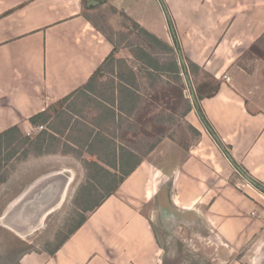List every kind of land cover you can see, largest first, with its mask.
Masks as SVG:
<instances>
[{
    "label": "crops",
    "instance_id": "1",
    "mask_svg": "<svg viewBox=\"0 0 264 264\" xmlns=\"http://www.w3.org/2000/svg\"><path fill=\"white\" fill-rule=\"evenodd\" d=\"M164 1L172 22L160 37L150 13L160 0H0V134L19 127L28 136V192L54 173H75L78 160L86 173L99 171L86 163L94 162L118 181L54 255L56 247L26 248L2 264H264V194L232 165L195 107L185 118L214 148L216 162L169 136L149 150L169 115L156 109L159 90L175 88V63L181 72L190 60L222 81L199 106L235 161L264 184V94L257 93L264 66L254 74L244 68L264 34V0ZM136 25L174 49L173 64L164 63L161 56L170 55L158 44L147 46ZM186 96L183 88L177 100ZM40 125L46 129L33 133ZM172 155V200L199 223L180 226L169 246L155 226L156 183Z\"/></svg>",
    "mask_w": 264,
    "mask_h": 264
},
{
    "label": "rangeland",
    "instance_id": "2",
    "mask_svg": "<svg viewBox=\"0 0 264 264\" xmlns=\"http://www.w3.org/2000/svg\"><path fill=\"white\" fill-rule=\"evenodd\" d=\"M258 2L261 3L262 0H258ZM160 5L161 7L151 8L150 13L153 14L155 18L154 22L159 25L158 30H155L154 28L152 29L156 33H158L160 37H165L169 35L170 32L169 27L171 26L172 20L166 14V7L168 6L167 2H165L164 0H160ZM107 27L109 28V26ZM253 51L255 52L254 56H251L247 60H245L246 66L250 70H252L253 72L252 74L256 73V70H258V68L260 69L261 67L264 66V43L259 46L256 45L254 49H251L252 53ZM256 53H258V55H256ZM161 58L164 59V63H168L169 61L173 62L174 60L173 58H175V56L162 55ZM262 73H263L262 78H264L263 70ZM182 81L184 82L187 100L192 102L193 105V101H192L193 96L191 91L192 88L190 87V82L185 74H182ZM259 83L262 82L260 80H256L254 82L255 85H259ZM257 91L258 94L263 96L264 91L262 88H258ZM185 101L176 100L175 103L177 104L178 107L177 110H174L178 122V124L176 125L177 127L175 128L177 130V134H175V136L181 139H186V136L187 138H189V135L191 134L188 129V125H190V123L186 119L187 117L185 119H182V117L180 116L181 112H183L184 110ZM146 105H149L148 102H146ZM147 107L149 108V106ZM156 109L157 111H159L157 107ZM162 109H163L161 110L162 112L167 111L164 109V107H162ZM179 116L181 118H178ZM194 140H192V142H190L191 140L189 141V143H192L191 145H193V150L196 151L198 155H202V157L204 158L207 156L209 158H212V160L216 162L214 155V151H215L214 148L212 149L208 144H205L206 142L202 141L203 140L202 136L201 137L197 136L196 139ZM25 151H28V145L24 146L23 151L20 152L15 158L13 157L11 158V160H4L3 162H1L0 165V179L6 177L9 178V182L3 185L0 184V239H1L0 263L1 264L2 262H12L15 258V253L21 251L22 249L28 248V250L45 251L56 247L58 243L69 233L72 227L80 219V215L82 213V210L80 209L81 208L80 202L86 203L88 200L87 199L88 194L84 193V189L88 190L89 187H92V184H90L89 182V173L91 171H89V173H86L85 166L81 160H78V162H74L75 166L79 170L76 171L75 173L72 171L71 172L74 174L73 176L77 178V182L75 186L69 187L67 191V196L65 197V201L62 203V205L59 208H57L51 214L48 215L47 219L43 222L40 228L34 230V232H32L29 236L22 238L24 239V241L21 240V238L14 231L12 232V230H10L5 225H3V223L1 222V218L28 193V152L25 154ZM180 159H182V157H180ZM177 160L178 157L176 155H172L170 157L171 162H177ZM96 172L93 171V174L96 176L94 178H98L99 182L103 183L102 176H98ZM103 180L107 181L106 179ZM80 191L84 195L79 196L81 194ZM98 192L100 193L98 195H102L103 193H105L104 189L102 188L98 189ZM76 196L77 197L79 196V198H76ZM94 196H97V194H94ZM155 226L157 227V225ZM18 240L19 242L21 241V243H19ZM19 244H21L22 246H19ZM208 245H210V243Z\"/></svg>",
    "mask_w": 264,
    "mask_h": 264
},
{
    "label": "trees",
    "instance_id": "3",
    "mask_svg": "<svg viewBox=\"0 0 264 264\" xmlns=\"http://www.w3.org/2000/svg\"><path fill=\"white\" fill-rule=\"evenodd\" d=\"M173 27V25H172ZM136 29L138 28L140 31V34L146 39V44L147 46H149L150 48L153 47V43L154 45H159L163 51V53H166L167 55L173 56L175 54L174 49L169 48L167 45H165L163 42L159 41L156 37L152 36L150 33H148L145 29H142L140 26L136 25L135 27ZM142 37V38H143ZM108 38L110 40L113 41V37L111 35H108ZM143 38V39H144ZM148 40V41H147ZM264 43V34L261 36V38H259L256 41V45H262ZM155 47V46H154ZM120 49V45L116 44L115 48H114V53H116L118 50ZM171 62V61H170ZM171 64H173L171 62ZM175 74L178 76L177 79L179 81V84L175 85V88L173 87H168V88H162L159 90V92L162 94L159 96L160 100L159 101H154V104L157 108L162 109V107H164L165 110L169 111V115L166 119H165V115H163L161 117V132L158 134V136H156V138L153 139V143H151V147L149 150H154V148H156V146L162 142L163 138H165L166 136H169V138H171L173 140V142H175L176 144H178L179 146H181L182 148L186 149L187 151L190 150V147L193 146L191 145L192 140L196 139V137L200 136V132L195 129V127L188 125V129L190 131V135L189 138L186 139H181L175 136V134H177V130L175 129L178 124L177 122V116L174 113V110H177V104L175 103L177 100V97L183 92V88L184 87V83H182V73L186 75L187 79L190 82V87L192 88L193 91V105L192 102H190L189 100H186L185 103V107H184V111L181 112V117L182 119H184L186 117V115L192 110V107H195L198 115L200 116L202 122L204 123V125L206 126L207 130L209 131V133L211 134V136L213 137V139L215 140V142L218 144V146L221 148V150L225 153V155L229 158V160L232 162V165L240 172V174L246 176L248 178V180L251 182V184L261 193L264 194V184L261 183L260 181L256 180L255 178H253L248 171H246L242 166H240L235 159L233 158L231 152L229 151V149L227 147L224 146L223 141L220 139V137L218 136V134L216 133V131L214 130V128L212 127V125L210 124V122L208 121V119L206 118L202 108L199 106L200 102L206 98H213L215 97L221 88L222 85V81L220 79H217L216 77L212 76L211 74H209L206 70H204L203 68H201L199 65L193 63L192 61H187L186 63L181 64V72L179 70L178 64L175 63ZM244 68L250 73L252 74V70H250L247 66H244ZM166 70V66H159V72L161 74H163ZM181 74V75H180ZM95 76V75H94ZM164 81H162L163 83ZM165 85V84H163ZM168 85V83H167ZM171 84H169L170 86ZM178 86H183L182 88L178 87ZM171 90L175 91V92H171ZM158 92V91H157ZM156 93V92H155ZM174 95V97H172V94ZM179 93V95H178ZM158 96V95H157ZM169 98V102L168 99ZM158 99V98H156ZM175 100V101H173ZM178 102V101H177ZM172 103V104H171ZM165 111V112H167ZM44 115H37L36 117L32 118V123H37ZM178 118H181V117ZM166 129V131L164 130ZM168 129V130H167ZM195 141V140H194ZM144 142H148V140L145 139ZM28 145V136L24 135V133L21 131V129L19 127H14L11 128L7 131H5L4 133L0 134V165L1 162H3L4 160H11V158H15L20 152L23 151L24 146ZM28 151H25V154ZM150 152L146 153L142 158H144L145 156H148ZM134 157V156H133ZM130 160V159H129ZM122 161L124 162V158L122 157ZM87 164H92L95 165L96 167L99 168V171H97L96 173L98 174V176H102V182H99L98 178H94L96 177L93 172H90L92 174H90L89 172V182L90 184H92V187H89L88 190L84 189V191H86V194H88L87 196V202L86 203H82L80 202L81 205V210L82 213L80 215V219L76 222V224L72 227V229L69 231V233L60 241V243L56 246V248H54V250L51 252L52 255H54L57 250H59V248L64 244V242H66L68 240V238L74 234L77 230H79L84 223L87 221L88 219V214L94 212L98 207L101 206V204L103 203V201L107 198H109L117 189V186L115 185L117 181L116 176L105 170L104 168H102L101 166H99L97 163L94 162H86ZM140 164V161L137 163ZM132 174V171L129 172H123L122 173V177L120 178L119 182H123L125 180L126 177H128L129 175ZM103 179H114V185L111 187H101L102 189H104L105 193H103L102 195H98L100 194L98 192V188H96L93 184L94 182L97 184H101L104 185L105 184V180ZM98 180V181H97ZM117 184V183H116ZM94 194H97V196H94ZM94 199H97V201H93Z\"/></svg>",
    "mask_w": 264,
    "mask_h": 264
},
{
    "label": "water",
    "instance_id": "4",
    "mask_svg": "<svg viewBox=\"0 0 264 264\" xmlns=\"http://www.w3.org/2000/svg\"><path fill=\"white\" fill-rule=\"evenodd\" d=\"M169 165L170 160L164 163L157 176L155 225L166 234L165 239L171 246L175 243L176 232L180 226L195 227L194 224L199 221H194L191 211H182L174 204L170 192ZM73 178L71 171L64 170L42 180L3 216L1 222L16 233L32 228L37 230L48 215L65 201Z\"/></svg>",
    "mask_w": 264,
    "mask_h": 264
},
{
    "label": "built area",
    "instance_id": "5",
    "mask_svg": "<svg viewBox=\"0 0 264 264\" xmlns=\"http://www.w3.org/2000/svg\"><path fill=\"white\" fill-rule=\"evenodd\" d=\"M229 79H230V78H229L228 76H224V77H223V80H225V81H228ZM45 129H46L45 126L40 125V126L34 128L33 133L38 134V133H41L42 131H44ZM252 214H253V216H256L258 219H261V218L263 217L262 215L258 214V213L255 212V211H254Z\"/></svg>",
    "mask_w": 264,
    "mask_h": 264
},
{
    "label": "bare ground",
    "instance_id": "6",
    "mask_svg": "<svg viewBox=\"0 0 264 264\" xmlns=\"http://www.w3.org/2000/svg\"><path fill=\"white\" fill-rule=\"evenodd\" d=\"M32 230H34V228L24 231V232H15L19 237L21 238H25L26 236H29L32 233ZM34 232V231H33Z\"/></svg>",
    "mask_w": 264,
    "mask_h": 264
}]
</instances>
